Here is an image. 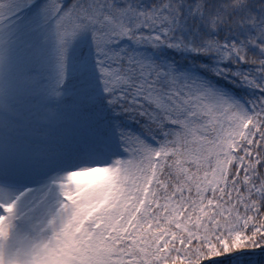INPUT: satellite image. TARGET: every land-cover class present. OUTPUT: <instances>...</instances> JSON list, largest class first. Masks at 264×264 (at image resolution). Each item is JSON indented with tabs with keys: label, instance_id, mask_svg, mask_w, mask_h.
<instances>
[{
	"label": "snow or ice",
	"instance_id": "obj_1",
	"mask_svg": "<svg viewBox=\"0 0 264 264\" xmlns=\"http://www.w3.org/2000/svg\"><path fill=\"white\" fill-rule=\"evenodd\" d=\"M0 264H264V0H0Z\"/></svg>",
	"mask_w": 264,
	"mask_h": 264
}]
</instances>
